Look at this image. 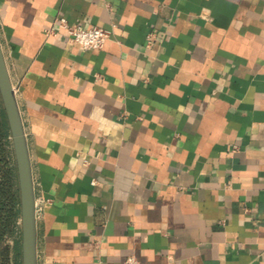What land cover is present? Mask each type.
I'll return each mask as SVG.
<instances>
[{"label": "crops", "instance_id": "obj_1", "mask_svg": "<svg viewBox=\"0 0 264 264\" xmlns=\"http://www.w3.org/2000/svg\"><path fill=\"white\" fill-rule=\"evenodd\" d=\"M0 49L36 264H264V0H0Z\"/></svg>", "mask_w": 264, "mask_h": 264}, {"label": "water", "instance_id": "obj_2", "mask_svg": "<svg viewBox=\"0 0 264 264\" xmlns=\"http://www.w3.org/2000/svg\"><path fill=\"white\" fill-rule=\"evenodd\" d=\"M0 103L6 120L16 175L20 264H36V217L30 160L22 120L0 49Z\"/></svg>", "mask_w": 264, "mask_h": 264}, {"label": "trees", "instance_id": "obj_3", "mask_svg": "<svg viewBox=\"0 0 264 264\" xmlns=\"http://www.w3.org/2000/svg\"><path fill=\"white\" fill-rule=\"evenodd\" d=\"M18 217L16 175L9 150V133L0 103V264H13L9 247L3 243L7 237L14 235Z\"/></svg>", "mask_w": 264, "mask_h": 264}, {"label": "built area", "instance_id": "obj_4", "mask_svg": "<svg viewBox=\"0 0 264 264\" xmlns=\"http://www.w3.org/2000/svg\"><path fill=\"white\" fill-rule=\"evenodd\" d=\"M57 25L63 28L67 35L79 45L81 49H98L109 38L110 32L98 26L84 27L78 22L69 23L64 17H56ZM36 215V209H35ZM19 220H17V225ZM122 264H141L134 256H127Z\"/></svg>", "mask_w": 264, "mask_h": 264}, {"label": "rangeland", "instance_id": "obj_5", "mask_svg": "<svg viewBox=\"0 0 264 264\" xmlns=\"http://www.w3.org/2000/svg\"><path fill=\"white\" fill-rule=\"evenodd\" d=\"M9 150H10V156H11V161L14 166V161H13V154H12V149H11V143L9 139ZM3 245H6L9 247L10 250V261L13 264H20V233H19V224L16 227V231L13 236L7 237L4 240ZM15 250H14V246Z\"/></svg>", "mask_w": 264, "mask_h": 264}]
</instances>
